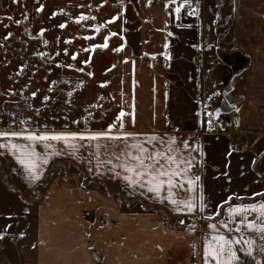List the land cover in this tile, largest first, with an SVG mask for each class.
<instances>
[{"label": "crops", "instance_id": "1", "mask_svg": "<svg viewBox=\"0 0 264 264\" xmlns=\"http://www.w3.org/2000/svg\"><path fill=\"white\" fill-rule=\"evenodd\" d=\"M182 3L98 0L94 36L89 31L43 36L49 39L43 47L50 53L63 50L65 69L73 74L42 82L0 80V131H99L113 123L114 132L137 134L83 147L76 140V151L63 141L0 137V144L20 146L0 147V172L13 186L9 189L0 174V254L7 263L203 264L207 243L208 264H216L211 252L223 242L215 237L224 235L239 241L232 245L237 259L231 264H264L261 233L246 224L237 232L235 224L242 219L264 222V217L259 211L230 212L239 204L264 203V0H201L196 19L185 18ZM225 22L228 28L220 25ZM25 33L1 38L6 71L9 55L15 54L24 67L26 48H41L44 33ZM57 38L64 43L58 44ZM231 81L227 97L236 106L232 114L220 116L217 131L209 132L208 113L232 110L223 100ZM152 135L157 139L148 144ZM170 137L176 138L172 155L192 165L173 178L172 198L191 197L196 205L191 213L174 210L167 186L160 196L146 187L129 186L122 170L114 172L107 163H116L125 144L134 142L166 151ZM31 149L39 157L36 181L17 160ZM54 165L71 169L53 174L42 185ZM188 179L194 181L191 188ZM191 217L193 227L185 221ZM248 239L254 241L251 253L244 243ZM227 257L225 251L221 259Z\"/></svg>", "mask_w": 264, "mask_h": 264}, {"label": "snow or ice", "instance_id": "2", "mask_svg": "<svg viewBox=\"0 0 264 264\" xmlns=\"http://www.w3.org/2000/svg\"><path fill=\"white\" fill-rule=\"evenodd\" d=\"M43 8V5H40V8L37 9L39 11ZM176 11L179 12L180 9L176 8ZM192 14H195L193 11ZM55 15V13H53ZM116 17H113L112 19H115ZM77 20H84L86 17L81 14L80 16L76 17ZM20 21H16V23H19ZM59 27L64 28L65 24L61 23ZM93 27H96V25H93ZM44 30L41 29V32ZM12 33H7V36L4 37V39H7V37L11 36ZM105 41H107V37L104 38ZM45 44H47V41H44ZM107 44H101L99 47H106ZM92 48L98 47L97 45L93 44L91 46ZM123 47V45H121ZM165 48H167V44H165ZM119 50V49H114ZM38 55L43 56V53H38ZM75 58V55H73V59ZM84 63H88L87 60L84 61ZM74 65L68 64L67 67L71 68ZM89 76H92L93 73L89 72ZM81 84L83 81L80 82ZM105 83H107L105 81ZM27 87V85H25ZM32 96L36 95V92L31 93ZM69 96L72 95V92L68 93ZM44 100H48V96L43 97ZM219 112V109L216 110ZM238 111V109H237ZM123 110L120 111L119 116H124ZM119 120V117H117ZM21 124H24L25 121L23 119L20 120ZM238 123V121H237ZM114 124L110 123L107 125V130H84V131H42L39 134L32 131H0V137H26L29 141H63L65 145H68L72 148L73 151H76V144L73 143L76 140H79L81 142L80 146L83 147L84 143H90L95 141H100L102 139L107 140H113L118 141L121 138L127 139L129 137H135L136 133H131L127 131H112L114 128ZM123 122H120L119 127L120 129H123ZM157 137L155 135H152L150 138H148L147 143L151 144L152 141L156 140ZM175 137H170L168 145H166V151H159L156 150L153 146L152 148L146 147L145 144L134 142L131 145L125 144V147L122 151H120L119 155L115 156L116 163H113V160L109 159L107 161L108 164L112 165V170L115 172L117 168L121 169L123 172L122 178L124 181L128 183L129 186H136L138 185L141 188H147L149 192L155 193L157 196H160L161 191L165 190V186H167L168 191V200L171 205L175 206L174 210L177 213L182 212H193L196 205L193 203V199L189 197L187 200H177L173 199V187H174V177L181 176L182 172H185L187 168H191V163L189 161L181 160L172 153L174 152V149L170 147L171 144L175 142ZM185 143V147H188L187 142ZM0 147L4 148H11V149H19L20 146L17 144H0ZM47 147L51 148L52 144H47ZM106 151V149H105ZM123 157V159H121ZM37 159H39L38 156L35 155V150L31 149V151L26 155V157L17 156V160L20 164L24 165L27 169L29 178L32 181H36L40 178V173L38 171V165H37ZM43 163L47 164L48 159L45 157L43 159ZM180 164L186 165V168L181 169L179 167ZM89 171H92L91 168H89ZM97 171H99V166H97ZM117 176L121 175V172H116ZM196 180L199 179V177L195 178ZM179 183V182H177ZM189 188H191L194 185L193 179L187 180ZM182 187L183 184H180ZM256 195V194H254ZM163 199V197H161ZM201 201L204 200V197H200ZM183 205V206H181ZM205 203H201L199 205V210L203 212L205 210ZM248 210L251 211H259L261 214V217H264V203L257 205L254 203L250 204H239L236 205L234 208L230 209V212L232 213H246ZM236 231L240 232L242 231L241 225L246 224L247 228L249 229H257L260 233V239L262 242H264V222H253L251 220H236ZM209 228H215L216 226L214 224H209ZM225 228H229L230 226L227 223H224ZM3 233H0V236H2ZM23 235V233H21ZM217 241H221L223 243L217 244V246L212 249V256L215 258L216 264H231V262L236 258L235 250L232 248V245L234 243H239V241H233L224 235H218L215 237ZM244 243L247 245V251L251 253L254 241L251 239L245 240ZM225 251L228 254L227 259H221V255L225 253ZM261 253H264V246L260 248ZM209 245L205 243L204 245V256L205 261L204 264H208V256H209Z\"/></svg>", "mask_w": 264, "mask_h": 264}, {"label": "rangeland", "instance_id": "3", "mask_svg": "<svg viewBox=\"0 0 264 264\" xmlns=\"http://www.w3.org/2000/svg\"><path fill=\"white\" fill-rule=\"evenodd\" d=\"M190 1L191 0H183L182 6H184V16L186 19H196L189 14V7L187 6ZM97 3L98 0H0V40L7 36L9 32L12 33L9 37H16L18 32H26L25 34H29L30 37L33 36V32L44 33L40 39V49L33 50V47L26 48V54L23 57L24 62L22 63L21 61L24 67L19 66L18 63L20 62L16 60V55L13 54L9 55V68L8 71H6L5 69L7 68H3L4 66L2 65L7 61L0 57V80L21 79L22 81L32 80V82H34L40 80L42 82V80L44 81L52 78L63 79L66 77V73H72L65 69L66 67L63 63L65 62V54L63 50H58L56 54L50 53L47 44V48L43 47L45 45L43 44L44 41L46 40L48 43L49 39H44L43 36L45 37L48 33H56L57 37H64L63 33L65 31H75L79 33L81 31H89V34L94 36L92 33L96 32V27H93V25L97 24L93 22V19H95L97 15ZM40 5H43V8L37 11ZM53 13H55V15H53ZM81 14H83L86 19L77 20L76 17ZM16 21L20 22L16 23ZM61 23L65 24L64 28L59 27ZM220 25H224V27L228 28L230 24L225 22L224 24L220 23ZM41 29L44 31L41 32ZM10 40L9 38V41ZM12 40L15 42L16 38ZM26 41L30 43L33 40L29 38ZM56 41L60 44L64 43L65 40L64 38H57ZM38 53H43L44 55L41 56L38 55ZM74 75L76 74L74 73ZM24 88L28 90L30 86ZM221 122H225V117L221 118ZM64 167L65 166H52L42 182V185L48 183L53 174L68 171L69 166ZM73 169L74 167L72 170ZM0 174L7 187L9 189L13 188L8 182L7 177L5 178V175L1 172ZM38 189H42V187ZM194 218L195 217L186 218L189 220L188 225L190 227L196 224ZM196 219H200V216H197ZM171 221L170 219L169 226H173ZM175 227L178 226L175 225ZM201 247H203V239L201 240ZM204 261L205 260L202 262ZM3 262L4 264H14L11 261L7 263L5 256L0 254V264H3Z\"/></svg>", "mask_w": 264, "mask_h": 264}, {"label": "built area", "instance_id": "4", "mask_svg": "<svg viewBox=\"0 0 264 264\" xmlns=\"http://www.w3.org/2000/svg\"><path fill=\"white\" fill-rule=\"evenodd\" d=\"M200 5H201V0L190 1V3L188 4L190 16L195 18L198 17ZM193 11L195 12V14H192ZM205 126H206V130L209 132H215L220 127L219 122L215 120L214 116L211 113H208L205 116Z\"/></svg>", "mask_w": 264, "mask_h": 264}, {"label": "water", "instance_id": "5", "mask_svg": "<svg viewBox=\"0 0 264 264\" xmlns=\"http://www.w3.org/2000/svg\"><path fill=\"white\" fill-rule=\"evenodd\" d=\"M233 88V85H232V81H231V84H230V89L229 90H226L224 93H223V100L225 101V103L230 106L232 108V110L230 112H222V110L220 108L219 109V112H217L216 110L213 112V115H214V118L216 120H218L220 118V116L224 113V114H232L234 108H235V104L234 103H231L229 100H228V93L229 91ZM184 222V220H182Z\"/></svg>", "mask_w": 264, "mask_h": 264}, {"label": "trees", "instance_id": "6", "mask_svg": "<svg viewBox=\"0 0 264 264\" xmlns=\"http://www.w3.org/2000/svg\"><path fill=\"white\" fill-rule=\"evenodd\" d=\"M185 221H187V219H185Z\"/></svg>", "mask_w": 264, "mask_h": 264}]
</instances>
